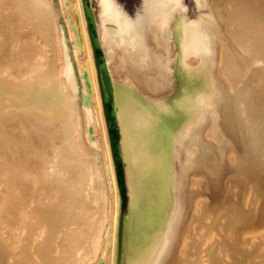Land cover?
<instances>
[{
  "label": "bare ground",
  "instance_id": "obj_1",
  "mask_svg": "<svg viewBox=\"0 0 264 264\" xmlns=\"http://www.w3.org/2000/svg\"><path fill=\"white\" fill-rule=\"evenodd\" d=\"M194 1L0 0V264H264V0Z\"/></svg>",
  "mask_w": 264,
  "mask_h": 264
},
{
  "label": "rangeland",
  "instance_id": "obj_2",
  "mask_svg": "<svg viewBox=\"0 0 264 264\" xmlns=\"http://www.w3.org/2000/svg\"><path fill=\"white\" fill-rule=\"evenodd\" d=\"M121 1H122V3L124 5L126 4L125 5L126 7H129V8H131V10H133L134 7H135L134 5H136L139 0H121ZM183 2L185 3L184 7H186L185 10H186L187 15H189L191 17H196L198 15V13H199V8H198V6H196L197 5L196 1H194V0H183ZM84 31H85V34H86V44H87L86 46H87V49H85L83 51V53L85 52L84 54L86 56L83 53H82L83 54L82 56L83 57L84 56L85 57H88V56L90 57V55L92 54V52L88 53V52L91 51V49L89 48V42H88L89 41L88 35L91 32L90 27L85 26L84 27ZM92 71H93L95 84H96L97 87L98 86L100 87L101 83H102V79H101V72H100L99 67L95 66ZM124 210L125 211L127 210V205H125Z\"/></svg>",
  "mask_w": 264,
  "mask_h": 264
}]
</instances>
